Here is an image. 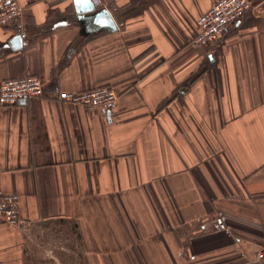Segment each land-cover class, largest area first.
I'll use <instances>...</instances> for the list:
<instances>
[{
  "label": "crops",
  "instance_id": "obj_1",
  "mask_svg": "<svg viewBox=\"0 0 264 264\" xmlns=\"http://www.w3.org/2000/svg\"><path fill=\"white\" fill-rule=\"evenodd\" d=\"M17 1L0 83L45 95L0 105V194L24 220L0 222V264H264V0L209 46L217 0H101L114 31L74 0ZM102 86L112 111L57 98Z\"/></svg>",
  "mask_w": 264,
  "mask_h": 264
},
{
  "label": "built area",
  "instance_id": "obj_2",
  "mask_svg": "<svg viewBox=\"0 0 264 264\" xmlns=\"http://www.w3.org/2000/svg\"><path fill=\"white\" fill-rule=\"evenodd\" d=\"M99 5L101 0H93ZM258 0H217L215 4L197 22L194 43L197 46H209L224 34L231 24L236 23ZM23 16V7L17 0H0V27L14 24ZM45 95L44 82L36 75L5 79L0 83V105L11 106L39 98ZM109 86H102L82 92H61L59 100L81 105L87 110L102 109L112 111L117 107L119 96ZM19 198L16 194H0V222L12 227L24 226L19 209ZM221 230H226L224 222L219 223ZM256 254V262H264V245Z\"/></svg>",
  "mask_w": 264,
  "mask_h": 264
},
{
  "label": "water",
  "instance_id": "obj_3",
  "mask_svg": "<svg viewBox=\"0 0 264 264\" xmlns=\"http://www.w3.org/2000/svg\"><path fill=\"white\" fill-rule=\"evenodd\" d=\"M74 2L76 13L79 18L92 15L90 18L97 28H106L113 31L117 29V24L108 9L98 10L93 0H86V2H83V0H74ZM11 43L13 47L20 48L22 45V36L16 34Z\"/></svg>",
  "mask_w": 264,
  "mask_h": 264
},
{
  "label": "snow or ice",
  "instance_id": "obj_4",
  "mask_svg": "<svg viewBox=\"0 0 264 264\" xmlns=\"http://www.w3.org/2000/svg\"><path fill=\"white\" fill-rule=\"evenodd\" d=\"M83 2H86V0H83Z\"/></svg>",
  "mask_w": 264,
  "mask_h": 264
}]
</instances>
